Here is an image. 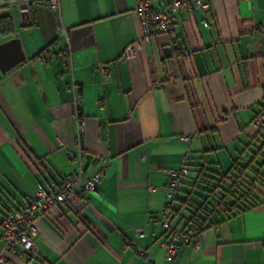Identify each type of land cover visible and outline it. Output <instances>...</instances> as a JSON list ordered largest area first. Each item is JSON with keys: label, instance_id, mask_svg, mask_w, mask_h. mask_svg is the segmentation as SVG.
Masks as SVG:
<instances>
[{"label": "crops", "instance_id": "0c3cea01", "mask_svg": "<svg viewBox=\"0 0 264 264\" xmlns=\"http://www.w3.org/2000/svg\"><path fill=\"white\" fill-rule=\"evenodd\" d=\"M206 1L175 14L171 37L156 34L128 58L124 47L142 38L136 0H59V23L43 4L27 13L0 4L10 19L0 44L16 37L24 55L0 71V221L37 188L78 169L89 176L107 161L88 206L71 202L38 217L34 251L7 255L15 263L264 264L262 187L258 204L215 214L165 257L170 234L162 224L184 226L164 214L165 170L185 158L195 170L226 171L264 108V0ZM76 116L84 121L80 161ZM186 191L174 193V211ZM137 226L144 236H135Z\"/></svg>", "mask_w": 264, "mask_h": 264}, {"label": "built area", "instance_id": "2783aa9c", "mask_svg": "<svg viewBox=\"0 0 264 264\" xmlns=\"http://www.w3.org/2000/svg\"><path fill=\"white\" fill-rule=\"evenodd\" d=\"M0 4H17L19 12L27 13L29 8L35 4H43L53 13L57 23L60 22L59 0H0ZM208 7L206 0H168L162 8H154L150 0H136L133 11L138 16L142 27V38L136 45H126L122 52L123 58H128L140 50L144 42H147L156 34L172 36V23L175 14L182 9H205ZM258 29L264 35V24H260ZM62 31H65L62 29ZM255 128L264 127V111L258 113L252 120ZM76 142L78 144V161H80L82 151L80 138L84 129V121L76 116ZM69 153V157H71ZM106 160L93 174L86 176L78 171L66 176L60 183L53 184L49 190L41 187L28 197V199L17 209L0 221V264H17L7 255L20 256L23 253L34 251L33 239L37 234L35 221L38 217L46 215L53 207L60 205L75 204L82 208L88 206L90 194L97 191V186L102 180L106 168ZM168 181L165 185L167 198L171 197L180 186V179L188 172L185 158L177 169H166ZM164 228L168 225L162 224ZM136 237L144 236V228L137 226L133 228ZM196 230H187L185 233L170 231V240L163 243L166 246L165 257L172 258L177 252L180 242H190L194 239ZM140 254L144 251L140 250Z\"/></svg>", "mask_w": 264, "mask_h": 264}, {"label": "trees", "instance_id": "16d2710c", "mask_svg": "<svg viewBox=\"0 0 264 264\" xmlns=\"http://www.w3.org/2000/svg\"><path fill=\"white\" fill-rule=\"evenodd\" d=\"M9 25L8 14L0 16V29H8ZM263 111L264 108L258 113ZM249 142L242 151L238 152V161L234 160L226 171L213 172L205 166L195 170L190 168L188 159H185L188 172L179 180L181 186L178 190L185 185L188 191L184 192L185 196L180 200L181 203L175 211L171 206L172 201L175 200L174 194L168 198L169 202L164 209L165 215L173 214L172 219L178 215V221L183 222L182 229L176 232L185 233L193 228L196 230L194 233L196 237L207 226V223L209 225L214 223L215 214L219 216V213H222L228 216V214L240 213L258 204L260 201L257 196L258 187L264 188V172H260V169L264 168V152H261L264 150V127L256 128V133ZM251 143L253 146L257 144L253 151L248 147ZM246 152H250L251 155L243 162L241 155ZM256 156L261 159L257 161ZM252 164L256 168L252 167ZM186 177H189L191 182L186 183L184 181ZM80 218L83 219V216ZM166 223L168 225L165 228L166 231L169 233L175 231L170 227L169 222L166 221Z\"/></svg>", "mask_w": 264, "mask_h": 264}, {"label": "water", "instance_id": "95a60500", "mask_svg": "<svg viewBox=\"0 0 264 264\" xmlns=\"http://www.w3.org/2000/svg\"><path fill=\"white\" fill-rule=\"evenodd\" d=\"M165 54L169 55V48H165ZM167 52V53H166ZM24 59L20 50L19 39L14 37L0 44V71L2 73L10 70Z\"/></svg>", "mask_w": 264, "mask_h": 264}, {"label": "rangeland", "instance_id": "374dc122", "mask_svg": "<svg viewBox=\"0 0 264 264\" xmlns=\"http://www.w3.org/2000/svg\"><path fill=\"white\" fill-rule=\"evenodd\" d=\"M232 156H234V158H235L237 155H236V153H232ZM172 202H174V201H172ZM0 208H1V205H0ZM176 221H178L177 217L173 219V221L171 222V225H174ZM180 226H181V223L177 225V228H179Z\"/></svg>", "mask_w": 264, "mask_h": 264}]
</instances>
